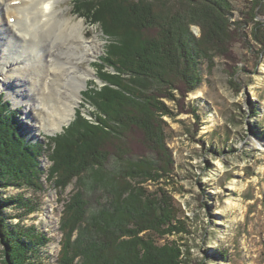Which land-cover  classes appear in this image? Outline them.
<instances>
[{
    "label": "trees",
    "instance_id": "1",
    "mask_svg": "<svg viewBox=\"0 0 264 264\" xmlns=\"http://www.w3.org/2000/svg\"><path fill=\"white\" fill-rule=\"evenodd\" d=\"M76 3L113 41L100 71L103 87L85 93L93 112L90 119L77 112L52 146L43 145L26 137L17 110L0 95V189L41 191L44 175L62 191L75 180L59 221L56 264H184L176 243L158 244L186 233L182 212L163 187L174 169L162 119L172 113L164 102L176 101L174 91L184 97L197 87L199 62L227 59L247 34L264 54V0H244L236 22L229 0ZM191 26L200 29L198 38ZM129 133L139 140L124 142ZM41 158L50 163L44 170ZM92 194L100 198L95 208L88 204ZM15 205L25 215L36 210L21 196L0 199V264H34L49 238L8 222L2 211Z\"/></svg>",
    "mask_w": 264,
    "mask_h": 264
},
{
    "label": "rangeland",
    "instance_id": "2",
    "mask_svg": "<svg viewBox=\"0 0 264 264\" xmlns=\"http://www.w3.org/2000/svg\"><path fill=\"white\" fill-rule=\"evenodd\" d=\"M229 1L235 10L230 22H236L244 0ZM77 5L76 0H56L54 9L57 14L49 18L51 25L61 17L71 22L83 21L85 43L76 54L84 52L85 59L72 63L78 66L79 73L89 69L92 75L88 76L85 87L79 90L80 101L70 121L58 130L46 128V121L50 119V124L55 125L64 113L67 91L58 90L55 79L50 76V67L57 68V64H47L45 56L42 59L46 69L45 74L40 75V82H27L32 88L30 91L34 92L36 87L39 93L44 80L49 79V86L57 90L51 91L44 102L45 108L33 99L15 102L11 91L6 88L14 82L3 83L0 78V95L17 110L22 129L33 143L52 146L50 139L63 134L74 122L77 112L90 119L93 108L86 104L85 93L88 89L98 90L104 85L100 71H105V65L108 66L103 59H106L107 47L113 41L103 33L101 24L93 21ZM5 20L4 17L5 26L15 35L11 49H8L13 50L10 58L18 65L29 64L28 44ZM241 29L240 32H246ZM50 30L42 24L32 28L26 24L21 27L26 38L44 45V49L59 45L57 58L67 52L72 53L66 41L51 37ZM190 31L194 37L200 36L198 27L191 26ZM1 43L6 47L5 41ZM24 56L29 58L23 61ZM0 60V70L6 69L5 53H0ZM62 70L58 67V71ZM199 72L201 83L197 87L184 97L174 91L176 101L164 102L172 113L171 117L163 116L162 119L174 169L163 187L181 210L186 233L161 239L158 244L176 243L184 252L186 264H264V137H260L261 133L264 135V54L247 34L233 44L227 59L216 56L210 64L200 61ZM23 82L18 80L15 83L22 96L28 88L21 89ZM139 137L140 134L129 133L124 142L139 140ZM110 161L108 167H111ZM39 163L42 170L50 166L45 158H41ZM41 177V191L13 187L0 189L1 200L21 196L36 208L33 213L25 215L15 205L4 209L2 215L12 218L8 219L11 224L34 226L46 234L49 242L39 249L33 263L56 264L61 239L59 221L64 203L74 192L75 180L60 191L50 181L46 182L44 175ZM147 186L151 191L156 187L149 183ZM87 199L91 208L100 202L96 194Z\"/></svg>",
    "mask_w": 264,
    "mask_h": 264
},
{
    "label": "bare ground",
    "instance_id": "3",
    "mask_svg": "<svg viewBox=\"0 0 264 264\" xmlns=\"http://www.w3.org/2000/svg\"><path fill=\"white\" fill-rule=\"evenodd\" d=\"M55 2L56 0H0V53H5L7 61L5 65L7 68L0 70V78L3 83L14 82L6 87L11 91L14 101L29 102L33 99L37 104L45 108L46 104H44V102H46L47 97L52 94V90L55 92H57V90L49 86V79L44 80V85L41 86L39 93L36 92V87H34V92L30 91L29 89L32 88H30V86L28 87L27 82L33 81V84L40 82V75L43 76L45 74V61L47 64L52 62L57 64V68L50 67V76L55 79L60 92L67 91L65 96L66 103L65 111L57 119L55 125L50 124V119L46 121V128L50 131L60 129L63 124L71 120L75 107L80 101L79 90L85 87L88 76L92 75L89 69H83L81 73H79L78 66L72 63L81 62L85 59L84 52L79 55L76 54V51L80 50L84 45L83 43H85L82 33L83 21L71 22L61 17L54 20L52 25L49 24V18L57 14V11L54 9ZM4 17L12 30L28 44L31 56H29L30 58L24 56L22 60L25 61L29 58V64L18 65L14 59L10 58L9 55L13 50L9 51L8 49H11L10 44L14 40L15 35L5 26L3 22ZM25 24L28 28H32L37 24H42L44 28H50L51 30L49 33L51 37L57 38L58 41H66V45L71 49L72 53L67 52L65 55L57 58L56 53L60 49V46L51 45L44 49V45L35 43L33 40L26 38L21 32V27ZM3 41H5L6 47L1 45ZM43 56H45L44 62L42 59ZM1 64L2 61L0 60V66ZM58 67H62V72L58 71ZM28 71L30 75L24 78ZM18 80L25 81L21 84V89L28 87L24 90L25 93L23 96L18 93V89L15 85Z\"/></svg>",
    "mask_w": 264,
    "mask_h": 264
}]
</instances>
